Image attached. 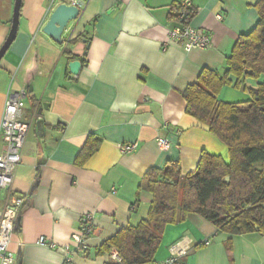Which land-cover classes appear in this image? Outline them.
<instances>
[{
	"label": "crops",
	"instance_id": "crops-1",
	"mask_svg": "<svg viewBox=\"0 0 264 264\" xmlns=\"http://www.w3.org/2000/svg\"><path fill=\"white\" fill-rule=\"evenodd\" d=\"M181 1L87 0L58 45L42 33L58 3L22 0L16 38L0 61V119L6 96L21 90L27 99L20 121L35 116L13 181L14 192L24 199L9 246L15 259L19 254L18 264L116 263L98 250L121 228L146 218L152 196L142 184L149 170L177 162L185 176L196 170L203 152L228 162L226 146L186 114L181 93L203 69L224 72L237 39L259 21V0H190L187 22L208 34L212 47L163 50L167 30L180 24L175 6ZM12 12L13 0H0V48ZM72 61L80 62L77 75L69 71ZM32 62L34 73L27 79ZM230 80L218 101H250L244 89L257 85L245 79L237 91L245 100L225 102L232 97L235 78ZM88 138L99 144L84 157ZM158 138L168 139L170 148L160 151ZM121 144L135 148L123 154ZM85 213L94 226L88 249L65 254L60 247L69 245ZM40 238L46 245L37 244ZM50 242L60 247L50 249ZM171 248L185 252L177 264H264V235L217 233L196 214L165 227L152 264L169 259Z\"/></svg>",
	"mask_w": 264,
	"mask_h": 264
},
{
	"label": "trees",
	"instance_id": "trees-1",
	"mask_svg": "<svg viewBox=\"0 0 264 264\" xmlns=\"http://www.w3.org/2000/svg\"><path fill=\"white\" fill-rule=\"evenodd\" d=\"M256 9V27L237 39L224 72L203 69L181 93L186 114L206 125L226 146L228 162L203 152L196 170L185 176L177 162L149 170L142 184L152 196L148 214L137 226L121 228L101 245L100 254L116 250L120 259L108 264H152L165 227L184 222L189 214L211 223L217 233L264 235V83L244 89L250 101H218L220 91L232 85L230 76L235 78L233 87L239 89L245 79L264 75V0ZM185 15L187 21L192 12ZM27 69L30 79L34 62ZM98 144L88 138L82 155L89 157Z\"/></svg>",
	"mask_w": 264,
	"mask_h": 264
},
{
	"label": "built area",
	"instance_id": "built-area-1",
	"mask_svg": "<svg viewBox=\"0 0 264 264\" xmlns=\"http://www.w3.org/2000/svg\"><path fill=\"white\" fill-rule=\"evenodd\" d=\"M86 1L52 0V5L54 2H57L58 4L75 7L80 11ZM190 8V0H182L176 4L175 9L179 13L180 24L167 30L166 41L162 44L163 50L167 49L170 45L178 46L186 53L192 50H207L212 47V42L208 34L200 28L192 27L185 20V14L191 10ZM217 19L221 20V17L217 16ZM26 99V90L8 94L0 119V192L3 194L4 201V208L0 210V264L16 263V259L10 252L9 246L24 199L14 192L13 181L16 169L20 163L21 153L27 135L35 121V116L28 123L20 121ZM156 145L160 151H166L170 148L168 139L158 138L156 139ZM134 148L135 144L119 145V150L123 154L130 153ZM80 224L77 232L71 235L69 245L60 247L50 242L47 246L50 249L60 247L65 254L86 251L88 249L86 241L92 235L94 228L92 215L90 213L83 214L80 218ZM209 243L210 241H205L204 245H208ZM37 244L46 245V241L44 238H40ZM170 252L171 257L169 259L157 264H177L178 258L185 254L184 251H176L174 248H171ZM110 257L116 262L120 261L115 250L110 253Z\"/></svg>",
	"mask_w": 264,
	"mask_h": 264
},
{
	"label": "water",
	"instance_id": "water-1",
	"mask_svg": "<svg viewBox=\"0 0 264 264\" xmlns=\"http://www.w3.org/2000/svg\"><path fill=\"white\" fill-rule=\"evenodd\" d=\"M22 0H13V12L10 24V31L8 37L2 47L0 48V61L4 57L6 51L9 49L10 45L16 38L18 25H19V15L21 9ZM79 15V10L75 7L68 6L66 4H58L54 10L51 12L48 21L42 28V33L47 35L58 45L62 44L61 36L64 30L67 28L70 22L77 19ZM69 71L72 75H77L80 70V62L72 61L68 64ZM40 111H38V117L40 116ZM42 122L36 121L37 134L43 131ZM40 135V134H39ZM228 181V178L226 179ZM18 224V218L16 220L15 226ZM19 254L16 257V263L19 262Z\"/></svg>",
	"mask_w": 264,
	"mask_h": 264
},
{
	"label": "rangeland",
	"instance_id": "rangeland-1",
	"mask_svg": "<svg viewBox=\"0 0 264 264\" xmlns=\"http://www.w3.org/2000/svg\"><path fill=\"white\" fill-rule=\"evenodd\" d=\"M263 78H264V75L260 76L258 79H254V78H247V79H249V81H253L254 84L257 85V83L261 82L262 81L261 79H263ZM239 89L231 88V90H230L231 91V95L230 96H232V97H228L229 100L225 101V102H242V100H245V99H240V95L241 94L239 92H237Z\"/></svg>",
	"mask_w": 264,
	"mask_h": 264
}]
</instances>
